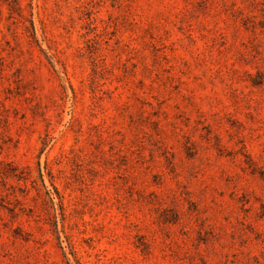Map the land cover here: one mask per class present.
Masks as SVG:
<instances>
[{
    "label": "rangeland",
    "instance_id": "rangeland-1",
    "mask_svg": "<svg viewBox=\"0 0 264 264\" xmlns=\"http://www.w3.org/2000/svg\"><path fill=\"white\" fill-rule=\"evenodd\" d=\"M0 264H264V0H0Z\"/></svg>",
    "mask_w": 264,
    "mask_h": 264
},
{
    "label": "trees",
    "instance_id": "trees-1",
    "mask_svg": "<svg viewBox=\"0 0 264 264\" xmlns=\"http://www.w3.org/2000/svg\"><path fill=\"white\" fill-rule=\"evenodd\" d=\"M7 1V0H6Z\"/></svg>",
    "mask_w": 264,
    "mask_h": 264
}]
</instances>
